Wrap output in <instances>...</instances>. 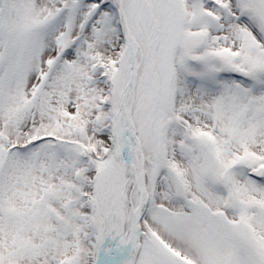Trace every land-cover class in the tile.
Listing matches in <instances>:
<instances>
[{"label": "snow or ice", "instance_id": "6c2138e0", "mask_svg": "<svg viewBox=\"0 0 264 264\" xmlns=\"http://www.w3.org/2000/svg\"><path fill=\"white\" fill-rule=\"evenodd\" d=\"M0 264H264V0H0Z\"/></svg>", "mask_w": 264, "mask_h": 264}]
</instances>
